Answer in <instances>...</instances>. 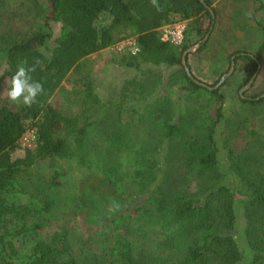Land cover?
Segmentation results:
<instances>
[{"label":"trees","instance_id":"1","mask_svg":"<svg viewBox=\"0 0 264 264\" xmlns=\"http://www.w3.org/2000/svg\"><path fill=\"white\" fill-rule=\"evenodd\" d=\"M9 1L0 0V7ZM22 1L33 22V33L26 38L0 33V66L4 68L0 89L16 72L18 63L27 59L31 66L39 60L36 72L30 75L44 82L45 93L20 111L9 105L0 107V264L16 262L9 253H2L7 250V236L14 235L7 230L12 220L20 228L19 235L42 230L53 222L56 199L64 188L56 178L46 180L37 185L40 208L20 211L8 200V195L18 193V174L29 172L41 160L55 162L70 157V137H77L80 148L86 146L88 128H76L75 119L55 108L52 100L75 76L72 94L81 96L91 111L89 118L98 115L103 106L95 95L93 70L86 69L85 62L128 38L137 40L140 52H117L114 63L128 68L181 67L190 93L205 90L219 99L217 119L207 128L204 141L184 125L182 110L170 112L162 135L167 140L165 154L159 153L157 144L148 152L142 148L128 169L122 162L123 151L129 147L127 138L115 130L107 139V159L101 163L105 183L115 188L111 207L92 212L72 195L68 203H60L64 209L80 205L93 216H101L105 225L103 249H83L80 260L69 229L59 224L51 238L32 247L24 259L30 264H264V98L257 99L263 93L240 95L239 105L224 114L220 89L198 85L183 69V54L193 43L186 41L177 47L161 40L160 29L176 21H188L187 35L204 40L213 26L212 13L225 11L214 6L220 0H157L162 11H157L151 0H48L47 7L39 0ZM224 1L232 4L233 10H243L237 6L241 2L256 1L261 3L257 10L264 11L262 0ZM252 18L264 34V20L254 14ZM53 24L60 25L57 37ZM206 45L202 42L201 50ZM263 53L264 44L256 55L239 50L228 59L236 57L237 62L247 58L251 62L249 83L259 72L258 59ZM148 85L153 83L145 75L141 81L128 82L122 94L126 96L130 89L146 101ZM220 125L227 151L224 163L218 159L214 139ZM30 129L36 130V147L13 160V152ZM239 138L245 143L241 149L232 145ZM101 143L91 141L89 145L98 149ZM27 213H31V222L25 220ZM242 219L245 226L238 233Z\"/></svg>","mask_w":264,"mask_h":264},{"label":"rangeland","instance_id":"2","mask_svg":"<svg viewBox=\"0 0 264 264\" xmlns=\"http://www.w3.org/2000/svg\"><path fill=\"white\" fill-rule=\"evenodd\" d=\"M39 1L45 7L48 6V0ZM262 3H264V0H262ZM22 4V0H10L6 6L0 7L1 34L26 38L33 33V22L28 17V11ZM260 5L261 3L256 1L237 4L243 10H233L232 4L227 1L216 5L223 7L225 11H221L219 18H216L215 27L210 38L215 32L226 31V40L236 47V51H245V53L252 55L258 54L261 45L264 44V34L256 27L252 14L264 20V11L257 10ZM53 27L55 37H57L60 33V25L53 24ZM210 38L206 42L208 45L201 50L203 40L197 39L196 36H188L186 33V41L193 43L189 49L197 46L196 52L188 55L187 65L196 79L209 86H214L218 80H221L222 73L225 75L229 72L232 59H228L230 53L227 54L228 56L218 55L214 46L210 45ZM116 53L115 50L110 49L107 54L104 55L101 52L94 54L85 62V68L93 70L92 75L96 80L95 95L98 96L103 106L98 115L89 118L91 111H88L87 107V109L85 108L81 96L77 93L72 94L74 80L78 78L75 76L71 78V83L65 84V91L59 92L52 100L55 108L75 119L76 128H88L84 134L87 142L85 141L86 146L84 148H80L77 137H70L68 140L70 157L64 160L58 159L55 162L47 159L41 160L30 168L29 172L22 171L18 174V193L8 195V200L16 205L20 211L22 209L29 211L28 209H30L32 212H36L40 208L37 185L43 184L46 180L56 178L58 183L61 182L64 185V188H61L62 191L56 199L57 206L53 211V222L45 225L42 230L19 235L20 228L17 226L16 220H12L9 224L7 230L14 235L7 236V250L2 251V253L3 255L9 253L16 261L14 264H30L31 261L24 258L31 254L32 247L48 240L49 237L51 238L53 233L59 229V224L67 230L69 229L71 238L77 246L75 254L80 260L82 259L83 249L92 250V252H99L103 249L101 239L105 231V225L101 216H93L88 210L81 209L80 205L64 209L65 207L60 203H68L72 195L79 198V202L84 204L85 208H90L92 212L105 211L111 207L115 188L105 183L104 167L101 163L107 159V149L110 148L107 139L113 135L115 130L127 138L125 142L129 145L123 151L125 158L122 162L126 169L134 164L132 159L138 155L142 148L148 152L151 147L156 148L158 145L159 153L165 154L167 148L165 142L167 140L162 135L165 134L164 123L170 116V112L174 113L182 110L184 125L191 130V134L195 137L201 136L204 141L208 138L207 128L210 129L212 122L217 119V112L221 106L218 98L210 96L205 90L190 93L187 78L181 74L182 68L179 66L122 67L110 60L117 59ZM260 58L258 59L260 69L252 85L253 87L245 90L242 95L264 94V53ZM183 69L185 70L184 66ZM251 70V62L247 58L240 59L236 63L234 74L226 80L228 83L225 85V82L220 87V93L224 95V114L232 113L233 108L239 105V96L248 84L247 80ZM3 71L4 68L0 66V75ZM145 75H147L148 82L152 81L153 83L152 87L148 85L145 92L146 101L138 95L139 92L133 95L130 89L126 96L122 94V90L128 82L141 81ZM6 82L0 89V107L9 105L20 111L23 105L11 104L4 95ZM76 85L79 86L80 84L77 83ZM84 116H88V118L85 119ZM36 139V130H28L13 152L12 159L17 160L25 157L29 150L36 147ZM214 139L217 142L218 159L224 163L227 158V151L223 142L222 125L217 127ZM91 141L98 144L102 143L98 149H95L89 145ZM232 145L241 149L245 143L239 138L234 140ZM180 164L183 163L180 162ZM57 173L61 174L58 178L55 177ZM193 185L195 184L193 183ZM15 212H17L16 209ZM30 215L31 213L25 214V220L28 222L32 221ZM46 218H50V215ZM242 220L238 222V233H241L243 225L245 226V221ZM242 264H246V261Z\"/></svg>","mask_w":264,"mask_h":264},{"label":"clouds","instance_id":"3","mask_svg":"<svg viewBox=\"0 0 264 264\" xmlns=\"http://www.w3.org/2000/svg\"><path fill=\"white\" fill-rule=\"evenodd\" d=\"M151 3L156 7L157 11H162V7L157 0H151ZM41 61L34 60L31 66H28L27 59L17 64L16 72L6 82L4 95L8 101L14 105H24L31 107L37 102V98L45 93L44 82L34 80L31 73L36 72Z\"/></svg>","mask_w":264,"mask_h":264},{"label":"built area","instance_id":"4","mask_svg":"<svg viewBox=\"0 0 264 264\" xmlns=\"http://www.w3.org/2000/svg\"><path fill=\"white\" fill-rule=\"evenodd\" d=\"M187 29L188 21H176L175 23L164 25L160 29L161 40L164 43H169L177 47L183 46L186 41ZM112 49L117 52L129 50L133 55H137L140 52L135 38L123 40L112 47Z\"/></svg>","mask_w":264,"mask_h":264},{"label":"water","instance_id":"5","mask_svg":"<svg viewBox=\"0 0 264 264\" xmlns=\"http://www.w3.org/2000/svg\"><path fill=\"white\" fill-rule=\"evenodd\" d=\"M213 15V26L211 27V31L209 33V35L203 40V44H205L207 42V40L209 39L210 35L212 34V31L214 29V25H215V19H216V16L214 13H212ZM196 47H193L192 49H188L187 51L184 52L183 54V58H182V64L185 68V71L186 73L189 75V77L194 80L198 85L206 88V89H209V90H218L220 89V87L226 82V80L231 77L234 72H235V66H236V57H232V64H231V68L229 70L228 73H226L220 80V82L215 86V87H211L209 85H207L206 83H203L197 79L194 78V76L191 74V71L187 65V56L190 54V53H193V52H196ZM257 77V74H255L253 76V78L249 81V83L246 85V87L241 91V95L243 94V92L247 89H250L252 87V85L254 84L255 82V79ZM243 96V95H242ZM261 98H264V94L261 95V97L257 98L258 100H260Z\"/></svg>","mask_w":264,"mask_h":264},{"label":"crops","instance_id":"6","mask_svg":"<svg viewBox=\"0 0 264 264\" xmlns=\"http://www.w3.org/2000/svg\"><path fill=\"white\" fill-rule=\"evenodd\" d=\"M222 1H224V0L219 1L218 4H216V5H219ZM216 5H214V6H216ZM216 7L219 8V6H216ZM217 14L218 15H215V16H217L216 18L218 19L219 18V13H217ZM215 23H216V21H215ZM217 34H218V36H217ZM234 36H236V35L234 34ZM226 39H227L226 38V31H222L221 33L219 31L217 33L215 32L214 35L212 36V38H210V41H209L210 45L214 46L215 52H218V55H222V54L223 55H227L229 53L232 54V53H234L236 51V47L234 45H231V42L228 43V41ZM231 47H234V48H231ZM110 49L103 50L101 52V54H104V55L107 54L110 51ZM110 60H111L112 63H114L113 62L114 59H110ZM189 63H190V60H189ZM236 63H238V61Z\"/></svg>","mask_w":264,"mask_h":264},{"label":"bare ground","instance_id":"7","mask_svg":"<svg viewBox=\"0 0 264 264\" xmlns=\"http://www.w3.org/2000/svg\"><path fill=\"white\" fill-rule=\"evenodd\" d=\"M129 39V38H128ZM112 49V48H111ZM114 50V49H113ZM117 52V51H116Z\"/></svg>","mask_w":264,"mask_h":264}]
</instances>
